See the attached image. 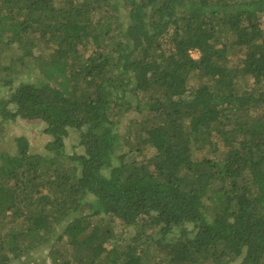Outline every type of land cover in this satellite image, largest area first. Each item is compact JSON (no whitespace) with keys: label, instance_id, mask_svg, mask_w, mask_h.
<instances>
[{"label":"trees","instance_id":"trees-1","mask_svg":"<svg viewBox=\"0 0 264 264\" xmlns=\"http://www.w3.org/2000/svg\"><path fill=\"white\" fill-rule=\"evenodd\" d=\"M5 38L45 77L0 97V141L51 139L0 147V264H264V0H0Z\"/></svg>","mask_w":264,"mask_h":264},{"label":"rangeland","instance_id":"rangeland-1","mask_svg":"<svg viewBox=\"0 0 264 264\" xmlns=\"http://www.w3.org/2000/svg\"><path fill=\"white\" fill-rule=\"evenodd\" d=\"M45 46L44 44L42 45ZM24 49L16 44L7 45L6 38L0 40V97H7L10 91L21 82H29L31 80L44 78V74L41 72V64L39 60L34 56H30L26 61H21L18 57L24 53ZM50 52V50H49ZM34 53H39L34 49ZM198 53L194 56L198 57ZM39 75V76H38ZM11 81V83H10ZM122 126V127H121ZM121 130H124V123L120 125ZM46 123L39 120H25L17 119L10 122L4 127V138L0 141V147L14 150L15 149V136H26L30 143V150L34 153H49L46 149L47 142L51 139L50 135L45 132ZM66 152H82V148L78 146L77 132L71 130L69 136L66 138ZM91 205H84V209L81 214H89ZM102 218L105 221H102ZM93 224H101L103 228L111 227L114 230L112 240H120L122 237L124 240H128L137 234L138 226H124L118 219H111L110 216L101 215L93 216L91 218ZM150 232H156V230H150ZM179 233L176 232L175 235ZM158 235V234H156ZM120 238V239H118ZM146 236L144 235L143 239ZM40 258L47 257L48 262H51V258L48 255V250L34 252ZM47 262V263H48ZM12 264H19L18 260H15Z\"/></svg>","mask_w":264,"mask_h":264}]
</instances>
